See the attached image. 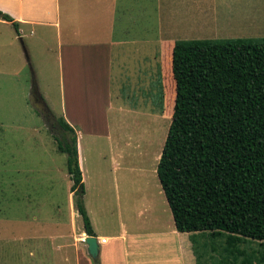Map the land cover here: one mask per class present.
<instances>
[{
  "label": "rangeland",
  "instance_id": "rangeland-1",
  "mask_svg": "<svg viewBox=\"0 0 264 264\" xmlns=\"http://www.w3.org/2000/svg\"><path fill=\"white\" fill-rule=\"evenodd\" d=\"M192 18L189 24H179L178 21L188 18H167L163 11L158 29L162 40L146 42V59L152 60L156 54V65L146 66L139 74L144 81L136 84L135 89L126 85L114 88L117 85L110 80L108 95H112L113 107L106 117L105 133L101 126H93V134L80 128L77 131L82 203L97 237L114 234L121 223L129 229H134L131 226L135 224L145 231L147 225L153 224L152 210L162 214L168 226L172 224L155 167L172 113L173 42L212 37L202 34L207 30L205 26H190L196 19ZM37 35L27 37L22 46L28 64L23 73L9 86L0 87V264H46L48 255L58 259V239L47 241L46 236L67 231L71 226H76L72 240L84 243L82 221L75 210L74 193L69 189L71 180L65 167V153L56 149L52 136L58 133L55 120L61 115L57 44L51 38L40 41ZM246 37L261 38L264 33ZM159 56L161 67L157 63ZM118 76L111 73V77ZM32 82L51 117L42 115V103L36 95L31 94L28 100L27 86ZM120 102L123 110L117 114L114 108ZM137 208H141L138 214ZM206 233L209 237L203 242L209 247H215L228 235L223 231ZM244 240L238 246L254 248L255 242H259ZM228 246L225 254L237 255Z\"/></svg>",
  "mask_w": 264,
  "mask_h": 264
},
{
  "label": "crops",
  "instance_id": "crops-1",
  "mask_svg": "<svg viewBox=\"0 0 264 264\" xmlns=\"http://www.w3.org/2000/svg\"><path fill=\"white\" fill-rule=\"evenodd\" d=\"M0 11L17 22L14 28L10 21L0 17V87L9 86L28 65L22 49L27 37L38 33L40 41L53 39L57 44L62 93L60 116L73 128L75 136L79 128L93 134V126H101L106 132V117L113 107L112 95H108L110 80L117 85L114 88L126 85L128 89H135L136 84L144 81L139 74L147 65H156V54L152 55V60L146 59V42L162 40L158 29L162 25L163 11L167 18H188L178 21L179 24H189V18H196L190 26H205L207 30L202 34L212 36L208 39L264 33V0H0ZM147 11L150 12L148 17ZM197 29L193 33L196 34ZM229 34L231 36L227 37ZM160 59L159 56L157 63L161 67ZM111 73L119 76L111 77ZM27 90L30 100L32 91H36L33 82ZM36 93L39 101L44 102ZM120 106L121 102L114 108L115 113L123 110ZM93 121L96 123H86ZM76 145L81 169L78 141ZM140 209L137 208L136 214ZM152 211L153 224L147 225L145 231L135 224L131 226L134 229H129L121 223L110 236L94 234L104 239L103 242L97 240L95 258L89 256L85 243L72 240L76 226L49 234L47 241L58 239L56 249L60 257L54 259L48 255L46 264H195L197 256L201 261L211 259L214 264H220V258L234 256L225 254V247L228 239L238 236L227 233L215 247L205 246L203 241L209 237L206 231H177L171 216L168 217L172 224L168 226L162 214ZM238 239L242 243L246 241L243 237ZM231 240L235 249L252 248L240 247L238 244L242 243ZM258 243L255 242L254 248H258Z\"/></svg>",
  "mask_w": 264,
  "mask_h": 264
},
{
  "label": "trees",
  "instance_id": "trees-1",
  "mask_svg": "<svg viewBox=\"0 0 264 264\" xmlns=\"http://www.w3.org/2000/svg\"><path fill=\"white\" fill-rule=\"evenodd\" d=\"M0 17L17 22L0 11ZM173 106L155 173L177 231H223L259 241L220 264H264V37L173 42ZM161 86V85H160ZM52 134L65 153L70 191L86 235L76 136L61 117ZM231 246V247H230ZM232 254V253H231ZM195 264H214L212 260Z\"/></svg>",
  "mask_w": 264,
  "mask_h": 264
},
{
  "label": "water",
  "instance_id": "water-1",
  "mask_svg": "<svg viewBox=\"0 0 264 264\" xmlns=\"http://www.w3.org/2000/svg\"><path fill=\"white\" fill-rule=\"evenodd\" d=\"M42 104H43L45 110L49 111L46 104L44 102H42ZM84 243L86 244V250H87V253L89 254V256L91 258H95L96 253H97V241H96L95 236L86 235L84 237Z\"/></svg>",
  "mask_w": 264,
  "mask_h": 264
},
{
  "label": "flooded vegetation",
  "instance_id": "flooded-vegetation-1",
  "mask_svg": "<svg viewBox=\"0 0 264 264\" xmlns=\"http://www.w3.org/2000/svg\"><path fill=\"white\" fill-rule=\"evenodd\" d=\"M32 95H33V96L36 95L37 98L39 99V96L37 95L36 91L33 90V91H32ZM38 102H39V101H38ZM40 103H42V102H40ZM41 107H42V110H44V111L42 112V115H43L44 117H51L50 112L47 111V110H45L43 104L41 105Z\"/></svg>",
  "mask_w": 264,
  "mask_h": 264
},
{
  "label": "built area",
  "instance_id": "built-area-1",
  "mask_svg": "<svg viewBox=\"0 0 264 264\" xmlns=\"http://www.w3.org/2000/svg\"><path fill=\"white\" fill-rule=\"evenodd\" d=\"M85 236H86V235H84V237H85ZM95 238H96V237H95ZM98 239L100 240V242H103V241H104V239H100V238H96V241H97Z\"/></svg>",
  "mask_w": 264,
  "mask_h": 264
}]
</instances>
